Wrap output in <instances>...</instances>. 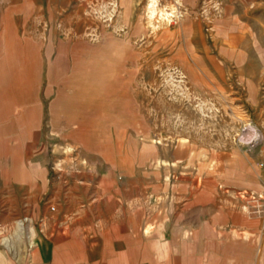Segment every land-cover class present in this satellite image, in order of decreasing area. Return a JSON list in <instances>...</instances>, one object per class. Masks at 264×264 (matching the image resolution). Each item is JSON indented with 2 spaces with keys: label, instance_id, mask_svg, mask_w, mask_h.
I'll use <instances>...</instances> for the list:
<instances>
[{
  "label": "rangeland",
  "instance_id": "obj_1",
  "mask_svg": "<svg viewBox=\"0 0 264 264\" xmlns=\"http://www.w3.org/2000/svg\"><path fill=\"white\" fill-rule=\"evenodd\" d=\"M150 1L0 0V264L30 259L79 168L169 189L176 223L263 214L264 0ZM86 62L117 66L92 109Z\"/></svg>",
  "mask_w": 264,
  "mask_h": 264
},
{
  "label": "crops",
  "instance_id": "obj_2",
  "mask_svg": "<svg viewBox=\"0 0 264 264\" xmlns=\"http://www.w3.org/2000/svg\"><path fill=\"white\" fill-rule=\"evenodd\" d=\"M106 68L113 70L106 81L105 62H86L82 71L86 91L98 94L89 109L115 85L117 66ZM73 171L75 177L49 188L47 231L22 264H264V212L254 216L242 200L222 206L221 214L209 204L207 222L176 223L175 206L165 198L169 189H153L145 179L138 184L137 172L121 183L117 169L92 182L87 170ZM257 187L264 190V172Z\"/></svg>",
  "mask_w": 264,
  "mask_h": 264
},
{
  "label": "bare ground",
  "instance_id": "obj_3",
  "mask_svg": "<svg viewBox=\"0 0 264 264\" xmlns=\"http://www.w3.org/2000/svg\"><path fill=\"white\" fill-rule=\"evenodd\" d=\"M149 13H148V18H150V19H152V18H154V15H155V0H151L150 1V5H149ZM170 15V14H169ZM165 19H169V18H167V16H165L164 17ZM172 18V17H171Z\"/></svg>",
  "mask_w": 264,
  "mask_h": 264
}]
</instances>
